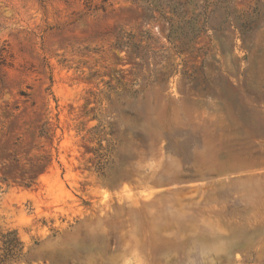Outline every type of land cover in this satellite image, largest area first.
<instances>
[{
  "label": "rangeland",
  "instance_id": "1",
  "mask_svg": "<svg viewBox=\"0 0 264 264\" xmlns=\"http://www.w3.org/2000/svg\"><path fill=\"white\" fill-rule=\"evenodd\" d=\"M15 234L6 264H264V0H0Z\"/></svg>",
  "mask_w": 264,
  "mask_h": 264
},
{
  "label": "trees",
  "instance_id": "2",
  "mask_svg": "<svg viewBox=\"0 0 264 264\" xmlns=\"http://www.w3.org/2000/svg\"><path fill=\"white\" fill-rule=\"evenodd\" d=\"M14 234V231L8 232L6 235L10 236ZM4 246L0 244V249H3L4 252L0 253V264H6L11 259V257H14L16 254L17 247L20 244V241L16 234L7 240L4 241Z\"/></svg>",
  "mask_w": 264,
  "mask_h": 264
}]
</instances>
